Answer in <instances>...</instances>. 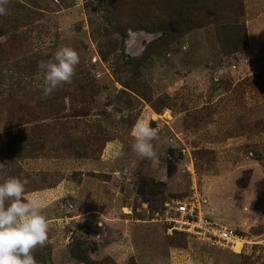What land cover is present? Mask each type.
Returning a JSON list of instances; mask_svg holds the SVG:
<instances>
[{
    "label": "rangeland",
    "instance_id": "374dc122",
    "mask_svg": "<svg viewBox=\"0 0 264 264\" xmlns=\"http://www.w3.org/2000/svg\"><path fill=\"white\" fill-rule=\"evenodd\" d=\"M190 1L10 0L0 15V163L46 204L38 264H264V0ZM61 46L80 63L44 97L38 62ZM140 119L154 160L132 150ZM185 200L239 252L169 232Z\"/></svg>",
    "mask_w": 264,
    "mask_h": 264
},
{
    "label": "clouds",
    "instance_id": "9594fccd",
    "mask_svg": "<svg viewBox=\"0 0 264 264\" xmlns=\"http://www.w3.org/2000/svg\"><path fill=\"white\" fill-rule=\"evenodd\" d=\"M9 2L0 0V15L8 14ZM79 63L78 52L70 46H61L51 59L39 61L38 68L44 73L43 83L39 85L43 96H50L61 85L71 84ZM131 135L132 150L141 158L154 160L152 141L158 139V130L140 119ZM0 181V264H38L33 251L44 247L49 240L50 222L42 214L46 204L27 196L29 181L8 176L4 163H0Z\"/></svg>",
    "mask_w": 264,
    "mask_h": 264
},
{
    "label": "built area",
    "instance_id": "2783aa9c",
    "mask_svg": "<svg viewBox=\"0 0 264 264\" xmlns=\"http://www.w3.org/2000/svg\"><path fill=\"white\" fill-rule=\"evenodd\" d=\"M163 220L169 232H181L229 248L236 247L238 240L236 231L208 217L197 202L187 200L176 202L166 212Z\"/></svg>",
    "mask_w": 264,
    "mask_h": 264
},
{
    "label": "bare ground",
    "instance_id": "6f19581e",
    "mask_svg": "<svg viewBox=\"0 0 264 264\" xmlns=\"http://www.w3.org/2000/svg\"><path fill=\"white\" fill-rule=\"evenodd\" d=\"M238 245H240V242H238V243H237V245H236V247H235L234 251H237V252H239V251H238V249H237V248H238Z\"/></svg>",
    "mask_w": 264,
    "mask_h": 264
},
{
    "label": "trees",
    "instance_id": "16d2710c",
    "mask_svg": "<svg viewBox=\"0 0 264 264\" xmlns=\"http://www.w3.org/2000/svg\"><path fill=\"white\" fill-rule=\"evenodd\" d=\"M193 0H191L190 2H192Z\"/></svg>",
    "mask_w": 264,
    "mask_h": 264
}]
</instances>
